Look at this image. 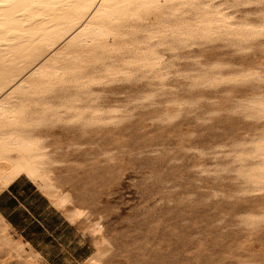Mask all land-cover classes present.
Returning <instances> with one entry per match:
<instances>
[{
	"label": "bare ground",
	"instance_id": "1",
	"mask_svg": "<svg viewBox=\"0 0 264 264\" xmlns=\"http://www.w3.org/2000/svg\"><path fill=\"white\" fill-rule=\"evenodd\" d=\"M127 13L100 0L73 8L63 0H0V196L11 183L6 173L35 182L49 202L61 205L66 220L84 227L92 239L96 252L79 264H102L107 238L91 212L71 205L55 174L63 159L52 155L48 137L58 126L82 135L111 123L119 127L127 117L99 101L102 84L147 77L154 90L163 91L171 73L182 75L186 93L152 112L168 122L205 98H219L210 103V114L240 113L246 128L229 149L216 151L217 177L234 171L240 191L264 193V6L255 0H198L185 9L178 0L159 11ZM184 56L189 60L182 65ZM154 90L140 95L143 102H151ZM241 215L251 233L262 229L264 197ZM9 227L0 212V234ZM230 264H264V259Z\"/></svg>",
	"mask_w": 264,
	"mask_h": 264
},
{
	"label": "rangeland",
	"instance_id": "2",
	"mask_svg": "<svg viewBox=\"0 0 264 264\" xmlns=\"http://www.w3.org/2000/svg\"><path fill=\"white\" fill-rule=\"evenodd\" d=\"M183 58L185 65L189 56ZM170 77L163 91L154 90L147 77L98 86L99 101L127 117L119 127L111 123L83 135L65 126L49 131V149L63 159L55 174L65 194L72 206L91 212L94 225L104 230L106 264H230L244 257L264 259V226L253 234L240 219L264 193H244L236 172L217 177L214 170L216 151L230 148L246 128L245 118L229 109L210 114V103L219 101L213 97L186 108L176 122L152 114L163 111L176 93L188 90L182 75ZM147 89H153L155 96L146 103L140 95ZM4 176L11 179L8 188L27 178ZM50 204L62 214L59 203ZM49 218L53 230L58 220ZM86 233L78 224L63 226L54 232L57 240L45 234L38 238L49 247L36 248L28 240L30 235L24 239L12 225L0 234V264H79L96 252Z\"/></svg>",
	"mask_w": 264,
	"mask_h": 264
},
{
	"label": "crops",
	"instance_id": "3",
	"mask_svg": "<svg viewBox=\"0 0 264 264\" xmlns=\"http://www.w3.org/2000/svg\"><path fill=\"white\" fill-rule=\"evenodd\" d=\"M0 211L18 232L28 239L36 248L41 246L49 247L46 240L39 241L38 238L45 234L52 236L55 240L54 232L67 226H75L52 206L49 200L25 177L18 179L12 190L8 188L0 196ZM56 217L58 225L52 230L50 218ZM37 229V231H27ZM31 244V245H32ZM60 245H62L59 242ZM65 249V248H64Z\"/></svg>",
	"mask_w": 264,
	"mask_h": 264
},
{
	"label": "snow or ice",
	"instance_id": "4",
	"mask_svg": "<svg viewBox=\"0 0 264 264\" xmlns=\"http://www.w3.org/2000/svg\"><path fill=\"white\" fill-rule=\"evenodd\" d=\"M84 0H63L65 7L73 8L81 5ZM89 2L94 3L95 0H89ZM178 0H100V5H111L116 9L123 11L127 16V10H132L133 12L139 11L141 9H150L159 11L160 8H163L168 5L177 3ZM185 9L195 8L198 4V0H180ZM257 6H264V0H255ZM249 7V5H245ZM95 9H88V12H93ZM133 19H138L135 15ZM40 86V85H38ZM6 190V189H5Z\"/></svg>",
	"mask_w": 264,
	"mask_h": 264
},
{
	"label": "trees",
	"instance_id": "5",
	"mask_svg": "<svg viewBox=\"0 0 264 264\" xmlns=\"http://www.w3.org/2000/svg\"><path fill=\"white\" fill-rule=\"evenodd\" d=\"M15 184V183H14ZM14 184H12L11 186H10V190H12L13 189V187H14Z\"/></svg>",
	"mask_w": 264,
	"mask_h": 264
}]
</instances>
